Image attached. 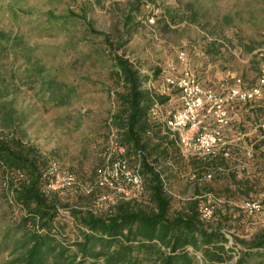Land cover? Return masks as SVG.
Wrapping results in <instances>:
<instances>
[{"label": "trees", "instance_id": "1", "mask_svg": "<svg viewBox=\"0 0 264 264\" xmlns=\"http://www.w3.org/2000/svg\"><path fill=\"white\" fill-rule=\"evenodd\" d=\"M77 7H67V12L48 10L46 29L62 28L68 18L84 24L86 35L94 37L91 65L105 68L96 77L84 73L77 80L62 66L34 61L20 35L1 34L0 52L22 55L26 82L33 89L38 86L46 109L70 104L89 86L109 84L114 106L105 115L94 113L88 119L83 153L91 148L97 152L93 181L101 180L103 172L120 161L139 173L142 188L132 197L117 193L114 200L98 206L104 187L95 184L87 191L76 174L79 166L73 164L66 171L76 176V183L59 190L49 188V180L63 163L60 152L35 144L24 127L26 112L0 103V254H7L0 264H264V225L248 237L229 232L241 227L234 220L231 199L255 200L252 194L264 186L263 168H258L259 175L249 168V173L245 168L228 170L227 156L239 153L235 143L218 146L215 154L189 153L197 178L190 180V195L176 196L166 164L182 157L180 133L162 119L169 94L149 83L161 69L148 76L138 59L119 53L142 24L141 4L128 3L119 21L120 34L114 38L92 23L88 17L92 5ZM168 13L172 20L179 17ZM259 131L264 134L262 128ZM114 146L124 151L117 154L110 150ZM253 151L255 164H259L264 159V137L254 141ZM208 173L212 177L203 182ZM119 182L131 185L124 176ZM218 188L227 198H215L214 214L207 218L203 205L207 195Z\"/></svg>", "mask_w": 264, "mask_h": 264}, {"label": "rangeland", "instance_id": "2", "mask_svg": "<svg viewBox=\"0 0 264 264\" xmlns=\"http://www.w3.org/2000/svg\"><path fill=\"white\" fill-rule=\"evenodd\" d=\"M130 2L141 4L142 11L138 16L142 24L119 53L132 56L133 60L138 59L141 64H137L148 76L152 77L160 68L161 74L149 82L156 90L164 92L165 77L171 73L172 66H175L176 74L190 68L205 86L218 90L223 88L222 81L233 85L235 80L241 79L246 86L257 81L264 62V0H0V35H20L32 50L34 61L37 58L49 66H62L70 70L77 80H81L84 73L96 77L105 68L100 64L91 65L89 56L95 51L91 47L94 37L91 39L90 35H86L84 24L81 25L75 18H68L62 28L46 29V12L50 9L67 12V7L79 10L77 5L90 4L93 8L88 17L92 23L114 38L120 34L119 21ZM168 10L172 14L178 13L179 17L172 20ZM216 38L219 40L214 42ZM251 47L252 50H246ZM182 52L185 58L181 57ZM27 74L20 53L0 52V88L3 87L0 103L12 104L19 111L26 112L28 120L24 127L30 139L45 150L60 152L63 163L59 172H68V166L73 164L79 166L76 174L87 191H91L95 184L104 187L100 191L98 206L103 201L114 200L117 193L126 194L101 183L102 177L93 181L92 170L97 162V152L91 148L83 153V136L88 119L94 113L103 116L114 106L111 97L113 88L109 84L108 87L103 84L89 86L70 104L46 109L38 86L33 89L26 82ZM165 93L170 96L164 106L167 116L180 108L182 102L178 90ZM263 100L264 94L256 103ZM208 121L207 124L212 126V120ZM241 129L247 128L244 126ZM261 135L264 136L259 133L257 137L249 136L248 139L242 135L236 144L238 155L227 156L230 159L228 170L245 168L249 173V168L255 175H259V167L264 170V159H258L259 164H255L257 161L253 157L254 141L262 138ZM114 148L110 150L117 154L124 151L121 146ZM188 154L181 151L179 162L169 161L166 164L167 174L171 172L173 176V193L179 198L191 194L190 180L197 178L194 163ZM261 174L264 185V172ZM207 180L204 178L203 182ZM124 186L130 196V187ZM258 191L252 196L262 202L261 212L250 213L242 207L247 201L231 199V207L236 211L234 220L237 218L238 226L242 228H231L229 232L248 237L253 230L264 225V186ZM212 193L219 201L227 198V194L220 193L219 188ZM240 213H243L242 217H239ZM6 257L7 254H0V262Z\"/></svg>", "mask_w": 264, "mask_h": 264}, {"label": "built area", "instance_id": "3", "mask_svg": "<svg viewBox=\"0 0 264 264\" xmlns=\"http://www.w3.org/2000/svg\"><path fill=\"white\" fill-rule=\"evenodd\" d=\"M185 58V53H181ZM175 66L171 67V73L165 77L164 92L178 90L182 102V108L175 111L171 116L162 117L166 126L180 133V146L184 153L201 152L203 154H215L220 145L238 144L242 134L226 133L225 129L230 125L229 108L237 102H254L264 94V62L261 65V73L255 84L246 86L241 79L235 80L231 86H223L221 90L205 86L197 75L190 69L184 68L180 74H176ZM157 106V105H156ZM207 119L212 120L213 125L207 124ZM102 182L125 192L127 197L135 196L142 188V178L137 171L126 167L125 162H116L114 168H108L104 172ZM124 176L129 184L131 195L119 178ZM211 173L206 175L207 179ZM77 181L76 176L70 172H59L49 180L48 187L59 190L72 186ZM207 195V194H206ZM203 205V214L210 218L214 214L215 196L207 195ZM250 213L260 212L263 204L260 200H249L242 206ZM232 240L226 246H229ZM198 260L203 263V255L199 254Z\"/></svg>", "mask_w": 264, "mask_h": 264}, {"label": "crops", "instance_id": "4", "mask_svg": "<svg viewBox=\"0 0 264 264\" xmlns=\"http://www.w3.org/2000/svg\"><path fill=\"white\" fill-rule=\"evenodd\" d=\"M222 82V86L226 85L229 87L232 85L231 83L224 84V81ZM229 114L231 122L230 125L225 129L226 133L235 134L240 132L242 135H245L244 138H247L249 136L257 137L260 133L259 130L261 128L264 130V100L261 101V103H256V101H254V103H234L229 108ZM208 120L209 119H207V122H209ZM244 126L247 129H241ZM261 137L264 136L261 135Z\"/></svg>", "mask_w": 264, "mask_h": 264}]
</instances>
